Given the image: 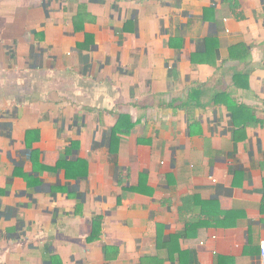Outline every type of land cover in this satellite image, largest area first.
Masks as SVG:
<instances>
[{
    "label": "crops",
    "instance_id": "crops-1",
    "mask_svg": "<svg viewBox=\"0 0 264 264\" xmlns=\"http://www.w3.org/2000/svg\"><path fill=\"white\" fill-rule=\"evenodd\" d=\"M263 241L264 0H0V264Z\"/></svg>",
    "mask_w": 264,
    "mask_h": 264
},
{
    "label": "trees",
    "instance_id": "trees-1",
    "mask_svg": "<svg viewBox=\"0 0 264 264\" xmlns=\"http://www.w3.org/2000/svg\"><path fill=\"white\" fill-rule=\"evenodd\" d=\"M84 163H85V162H83V161H79L77 164H75L74 166H72V168H73L74 170H75V169H78V170H77V173H76L78 176H83V175L86 174V173H85L86 171L83 169V168H84V167H83ZM78 167H79V168H78ZM81 169H82L84 172H82ZM82 173H84V174H82Z\"/></svg>",
    "mask_w": 264,
    "mask_h": 264
},
{
    "label": "built area",
    "instance_id": "built-area-1",
    "mask_svg": "<svg viewBox=\"0 0 264 264\" xmlns=\"http://www.w3.org/2000/svg\"><path fill=\"white\" fill-rule=\"evenodd\" d=\"M260 250H261V253L263 255V259H264V241L261 243L260 245ZM264 264V263H263Z\"/></svg>",
    "mask_w": 264,
    "mask_h": 264
}]
</instances>
